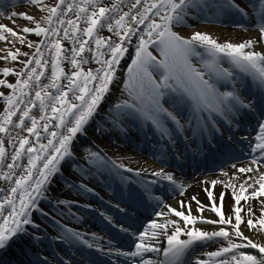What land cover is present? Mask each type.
Masks as SVG:
<instances>
[{"label":"snow or ice","instance_id":"obj_1","mask_svg":"<svg viewBox=\"0 0 264 264\" xmlns=\"http://www.w3.org/2000/svg\"><path fill=\"white\" fill-rule=\"evenodd\" d=\"M29 2L32 5H43L40 10L47 12V15L41 20L47 26H42L41 22L26 13L12 12L8 18L19 16L34 25L16 27L19 32L42 37L39 43L26 41L14 28L0 24V41L10 36L21 44L27 43L29 48H35L27 62H21L23 68L20 71L8 67L0 69V73L5 77L9 74L17 76L14 84L0 79V85L12 90L7 96L0 93L5 102V108L0 113V133L9 135V146H12L14 141L18 145L11 154V162L5 164L8 154L4 139L0 137V168L7 169L0 171V180L8 182L7 190L0 188V192L5 193L0 197V251L24 236H31L34 243L38 240L26 227H40L30 219L31 212L34 210L41 215H47L39 207V201L47 199L45 193L49 184L57 174H62L61 162L74 161V141L78 134L87 135L85 126L98 113L101 102L116 79L117 66L129 52L126 45L131 44L135 49L123 86L131 102L125 100L116 104L112 121V127L121 132L125 131L121 128L125 118L150 122L159 129L162 136L169 139L171 134L165 126L167 121L178 125L176 131L182 132L183 125L177 111H169L164 107V102H170L174 109L180 104H187L194 113L202 115L206 112L208 115L204 118L201 132L208 131L209 122L211 128L219 131L217 117L230 125L241 110H254L252 101L245 102L237 90V73L250 78L252 83L264 92V51L255 50L257 43L264 42V0H248L246 6H241L243 0H132L126 12H121L119 8L124 0H113L111 6H102L100 0H57L54 6L44 4V0ZM249 6L252 16L255 17V27L260 33L258 40L220 43L205 32L196 31L185 38L173 30L174 26L186 24L191 10H214L218 16L226 10L235 11L248 19L246 8ZM70 13L74 15V19L69 16ZM114 13L117 15H113ZM2 15L0 12V16ZM237 27L245 26L241 24ZM105 28L118 39L100 35L101 30ZM133 37L136 38L134 44ZM62 40H67L73 45L70 56L66 54L68 50ZM150 48L159 53V59L153 55ZM46 52L50 55V60L45 58ZM85 54H90L89 58H85ZM20 55L29 54L20 53L18 50L8 51L6 56L0 58L14 61ZM193 57L199 59L203 70L193 65ZM90 59L100 67L84 70L82 65L88 64ZM65 60L72 66L70 74L62 67ZM33 62L35 67L25 72L24 69L29 68ZM49 63V83L42 84L41 77L45 76L43 68ZM223 64L228 67H222ZM37 69L41 70L38 72ZM206 75L208 79H205ZM156 76L159 77L158 80ZM61 80L67 81V84H62ZM221 84H231V90L220 91ZM33 91L34 96H31ZM165 96L169 98L168 101H164ZM25 97L29 99L25 100ZM21 105L24 107L21 108ZM37 106L39 117L31 114L32 109ZM18 112V121L14 122L13 117L17 116ZM261 116H264V112ZM26 121H30V125L26 124ZM9 126L28 135L17 133L16 137H11ZM97 131L103 129L98 127ZM41 132L46 135L41 137ZM29 137H34L36 142L31 143ZM42 139H46L47 143H42ZM255 141L256 143L251 145V151L258 152L259 155L251 160L252 165H258L264 160V120L259 122ZM25 155L27 165H21L19 161ZM89 157L94 165L110 164L113 168L133 171L125 168L123 164L107 160L98 152H90ZM69 167L73 165L69 164ZM260 167H264V164ZM18 168L22 169L19 174L16 173ZM236 170L240 173H252L254 168L242 167ZM255 171L258 178L249 177L252 183L245 180L238 190L236 184L231 182L238 179L235 176L229 182H211L213 187L216 184H224L225 188L232 189L234 204L230 214L223 210L225 193L219 194L218 203L214 192L205 188L208 206L201 203L196 196H192L191 200L195 201L198 213L207 210L218 219L193 215L190 205L185 201L179 202L181 210L166 205L167 212L156 213L157 217L163 218V222L150 220L142 231L132 234L134 250L119 254L139 257L138 264H182L186 254L194 251L196 246L206 242L223 241L217 250L204 253L208 259L197 258L194 264H264V243L245 236L242 231L244 225L249 231L264 233V200H260L259 216H256L251 206L246 210L244 208V204H248L250 200L264 197V172H261L259 167L255 168ZM136 174L139 175V171ZM151 174L176 185L181 189L180 195H184V186L177 184L173 174L165 172L164 169ZM70 187L92 191L83 183H73ZM65 203L64 200L55 201V204L59 205ZM169 216L177 217L178 220L170 219ZM199 224L219 227L218 230L208 231L198 227ZM121 231L127 232L128 229L121 228ZM64 232L63 238L69 243L81 240L80 234L71 229H65ZM160 236L165 237L166 247L157 246ZM182 236L186 239H181ZM88 247L92 245L88 244ZM247 249L255 251H244ZM161 252L163 261L144 258L146 253Z\"/></svg>","mask_w":264,"mask_h":264},{"label":"bare ground","instance_id":"obj_2","mask_svg":"<svg viewBox=\"0 0 264 264\" xmlns=\"http://www.w3.org/2000/svg\"><path fill=\"white\" fill-rule=\"evenodd\" d=\"M18 1L19 0H10L9 2H7V6L16 5V4H18ZM237 1L240 2L239 0H237ZM56 2H57V0H53V3L49 6H54ZM112 2H113V0H100V3L102 6H111ZM131 2H132V0H124V2L119 5L120 11L121 12L128 11V5ZM133 12H135V10H133ZM200 12H201V14L202 13L203 14L213 13L214 15H216L214 10H207V11L201 10ZM196 14H198V13L192 12L189 18L193 19L194 17H196ZM113 15H117V14L114 13ZM69 16H71L73 19L75 18L72 13H70ZM211 16H212V14H211ZM216 16H218V15H216ZM227 16H233V13H226V11H225V15L224 14L219 15V18L227 17ZM235 19H238V17H235ZM193 20H195V19H193ZM208 22H212V21L208 20ZM17 23L20 24V26L24 25L23 20H21V21L18 20ZM246 25H249V24H246ZM253 33H255V32H253ZM62 35H63V32L61 30V37H62ZM100 35L105 36V37H109L113 40L118 39L112 33H109L106 28L101 30ZM247 36H248V34H246V37ZM134 38L135 37H133V42H134ZM41 39H42V37L39 40L34 38V39H31L30 41H32L34 43H39V41ZM61 42L63 45L67 44L68 47L73 46L67 40H62ZM4 44H5L4 40L0 41V52H7L9 50L7 47H4ZM126 46L129 48V52L125 54V56L121 59L120 64L117 66V70L115 73L116 79L110 85V91L108 94H106L105 99L101 102V105L98 108V113L96 115H94L93 119H91L89 121V124L85 126L87 131L94 124H96V123L99 124L100 123L99 121H104V122L109 121L107 123L111 122V124H112V121L114 118L111 116V114H110L111 112L108 110V107H110L112 96L118 90V87H119L121 80L123 78V75H124L123 65H124V63L127 62V60L129 59V56L132 53V45L129 44ZM43 50L44 49L42 46V51ZM256 50L257 51H264L261 44H258V43L256 46ZM32 53H34V52H32ZM32 53H29V55L26 56L24 62H27L29 57H31ZM89 56H90V54H85V58H89ZM45 58L50 60V55L47 52H46ZM32 67H35L34 62L31 65H29V68L24 69V71L27 72ZM62 67H64L65 72L68 74H70L71 71L73 70L71 64L67 60L62 62ZM82 67L84 70H88V69L95 70L96 68L100 67V65L95 63L94 61H92L90 59V62L88 64L82 65ZM22 68H23V64L17 69V71H20ZM40 70L41 69H37L38 72ZM43 71L45 72V76L41 77V83L47 84V83H49L48 77L51 76V65H50V63L43 68ZM16 80L14 81L11 79H6V81L8 83H13V84L16 82ZM245 81H246V84H253L251 79L248 77H246ZM61 83L66 85L67 81L61 80ZM242 88H243V86H242ZM11 91H12L11 89L3 86L0 93H3L5 96H7V95L11 94ZM245 91H250V88H246ZM31 96H34V91L31 93ZM27 99H29V97H25V100H27ZM253 105H254V110H256V111L254 112L253 110H251V112L255 117L256 112H258L257 109H259V105L257 103H253ZM20 107L23 108L24 105H21ZM4 108H5V102L3 101L0 103V113L3 112ZM31 114L39 117V115H40L39 107L37 106V107L33 108ZM241 114L243 116H246V117L249 116V113H247L245 111H242ZM18 117H19V112L17 113V116L13 117V121L14 122L18 121ZM256 119L259 122L261 120H264V119H260L259 116H257ZM123 121H125V120H123ZM258 121L255 120V122L252 123L251 119H248V120L245 119V121H242L241 119H237V124H230L229 125L228 123L223 122L222 127L226 130L234 132V134L232 135V138H235L236 137L235 134L237 135V133L239 131H242V133H245V131H247V130L253 131V141L255 142V136L257 135V133L259 131V122ZM257 122H258V124H257ZM125 123H127V121H125ZM26 124L30 125V121H26ZM249 124L254 125L252 130L249 129ZM217 127L221 128L220 126H217ZM121 128H123L125 131L121 132V131L113 128V132H109L108 130L101 128V129H103V131L99 132L97 138H93V137L88 136V132H87V135H79L78 134L77 139L74 141V153H75L74 159L79 160L80 159L79 156L81 154V148L84 145L89 144V145L93 146L94 148H96L97 151L100 152V154L102 156H104L105 158H107L109 161H115L117 164H123L125 166V168L133 169V171L129 172V171H125L124 168H115L119 175H122L127 179L126 183H132L133 185H137V182L140 180L145 182L146 180L144 178H152L153 179V178H155V176H153L151 173L154 171H159L160 169H164L165 172L173 174L176 181H178L179 184H182L184 186V195L183 196L180 195V192L179 193L172 192L171 197L164 198V200H161L158 197L159 192L153 191L152 187L147 183L148 190L144 189V191H145L147 196L152 198V203L156 205V209H154L152 212H150L149 215H147L146 217H143L140 219L136 218V221H134L133 223L136 225L139 224L140 227L146 226L147 225L146 222L148 219L157 220L158 222H163V218L157 217L156 213L157 212H167V207H165L166 205L170 206L172 208H176L178 210H181L180 209V203H179L180 201H185L187 204L190 205L193 215H196V216L203 215L204 217H206L208 219H213V220L218 219L213 213H211L210 211H207V210H205L203 213H198L196 211L197 205H196L195 201L191 200L192 196H196L200 200L201 203L208 206L209 201H208L206 192L204 191L205 188H208L209 190H212L214 192L215 196L217 197L218 203H219V194L221 192L225 193L223 210L225 211L226 214H230L231 210H232V205L234 204V200L232 198V189L225 188L224 184H216L213 187L211 182L213 180H220V181L229 182L230 179L233 176H235V177H238V179L233 180L231 182L236 184L237 190H238L239 185L241 183H243L245 180H248L249 183H252V181L249 179V177L257 176L255 168L259 167V170L261 172H264V167H260L261 164H264V162H263L264 160L260 161V164H258V165H252L250 163L251 160L255 156L259 155L258 152L254 153L252 155L251 159H249V160H247V159L246 160H238V162L236 164H233L236 166L235 168H233L231 165L229 167L224 168V170H222L220 172L216 171L215 173H212V174L201 173L202 170L199 167H197L196 165H194V167H190V168H187L184 170L176 169V168H174V164L172 163L170 158L166 155L163 156L162 160H160L161 154L159 152H156L155 155L151 154V159H150L149 158L150 152L147 153L145 151L144 146L138 145V143H136L135 147L133 148L132 143L134 141L131 138L126 136L127 130L130 132H133L137 136L141 135V133H139L138 131L133 129V126L130 123L129 124L127 123L126 125L121 123ZM17 133H19L20 135H24V136L28 135L26 132H23L20 129H16L12 126H9V134L11 135V137H16ZM45 135H46L45 133L41 132V137H44ZM0 137H2L4 139L5 148H6V151L8 154L6 157V160H5V164H6V163L11 162V154L14 151L15 147L18 145L15 144V141H14L13 145L9 146L8 145L9 135H7V134L0 133ZM105 137H107V138L109 137L110 141H105L104 140ZM29 140L31 143L36 142L34 137H29ZM41 142L47 143V140L42 139ZM166 153H167L166 151L163 152V154H166ZM80 161L82 163V169H83V172H80V173H70L69 171H67L68 170L67 164L69 162L68 160L61 162L62 174H57L54 177L53 181L49 184L48 191L45 193L47 199H41L39 201V207L40 208L50 207V206L55 207L56 205L59 207H62V206L73 207V204H70V202L73 201V202H77V204H80L85 209H87V212H90L88 209H91V208H93L94 210L95 209L103 210V207L98 200H101L102 203L107 204V201H109V196L107 195L108 187H107L106 183L103 182V179L99 175H97V171L93 166L85 163V161L83 159H80ZM19 163L21 165H27V156L26 155L23 156L20 159ZM242 167H253L254 171L252 173H240L236 170V169L242 168ZM0 171H7V169H6V167H3V168H0ZM137 171H139V173H140L139 175L136 174ZM21 172H22V169H20V168L16 169L17 174H19ZM224 173H227L228 175H224ZM62 175L67 177L66 179H71L72 182L85 184L88 188L92 189V191L91 192L82 191L79 193L72 192V190L69 188V186L66 183L62 182V177H61ZM257 178H258V176H257ZM14 179H15V177H14ZM120 179H121V181L115 180V182L121 184L123 178L120 177ZM0 188L7 190L8 182L0 180ZM139 188H140V186H139ZM178 189H180V188H178ZM250 191H251V189H249V192ZM4 194H5L4 192H0V197H2ZM128 194H132V192H128ZM58 200H64L66 203L63 205H59V204L52 205V203H55V201H58ZM260 200H264V197H262L258 200H250L248 204H244L243 201L241 203L244 204L245 210L249 206H251L253 208L256 216H259L260 215V208H261ZM82 210H84V209H82ZM79 212H85V211H79ZM153 215L155 217H152ZM130 216L132 219H135L136 214L134 212H131L129 217ZM168 218L178 220V218L174 217V216H169ZM30 219H32L40 227H39V229H36L30 225V226H26L28 229L36 230L37 233H42V234L49 233V232L56 233L55 230L53 229L54 226L52 225V222L54 220L50 219V217H48V219H44L41 216H39L38 212L33 210L31 212ZM181 223H182V221H181ZM72 225H74V228L76 230H79L78 232L80 235H84L86 232L89 233L88 238L90 240H92L93 242H95L96 244L100 245L101 247H105V248L112 247L111 244L108 241L104 240L103 237H100V235L98 233L91 232L89 229L90 228L89 225L87 227V225L83 222L81 217L79 219H76L74 224H72ZM197 226L201 227L202 229L208 230V231H211L213 229L218 230V227H219L218 225H207V224H199ZM225 227H228V226H225ZM242 231L244 232L245 236H249L250 238L256 240L257 242L264 243V235L263 234H261V233L257 234L255 231H249L247 229V227L244 225H242ZM169 232H171V229H169ZM125 235L126 234L123 235V238L125 237ZM183 238L186 239V237L182 236L181 239H183ZM21 239L28 240L29 236H24ZM13 242H17V241H13ZM124 242H128V239L127 240L125 239ZM221 243H222V241H220L219 243L206 242L205 244L198 246L195 249V251H193L189 256L190 257V264H194V262L197 258L208 259V257L206 255H204V253L217 250V248L219 247V245ZM157 246H159V247L167 246L166 245V239L164 236H160L158 238ZM9 248L11 250H13V252L17 255V258H19V260H22V258H25L24 250L21 247H17V246L12 245ZM116 251L118 253L120 252L119 250H116ZM253 251H255V250H253ZM145 255H146L145 259H149L152 256H158L157 253H146Z\"/></svg>","mask_w":264,"mask_h":264},{"label":"rangeland","instance_id":"obj_3","mask_svg":"<svg viewBox=\"0 0 264 264\" xmlns=\"http://www.w3.org/2000/svg\"><path fill=\"white\" fill-rule=\"evenodd\" d=\"M52 3H53V0H44V4L51 5ZM246 5H248L247 0H245L241 6H246ZM41 7H43V5H39V6L32 5L29 2V0H20V2L18 4L11 6L10 8H6L3 11L2 10L0 11L3 13V15L0 16V24H4L7 27L14 28V30L18 31L19 35L24 36L26 38V41H30L31 39H34V38L39 40L41 37H37L33 33L25 34V33L19 32L18 28L16 27V26H20V24L17 23L18 20L24 21L23 26L34 27V25H31L28 21L24 20L23 18H21L19 16L14 17L13 19H9L8 17L10 16V14L12 12L26 13L28 15L33 16L37 21L41 22L42 26H46L43 23V21L41 20V18L46 16L47 12L41 11L40 10ZM247 9H248L247 11L249 14V18L245 19L244 22H240V21L236 22V23L226 22V20H224L223 18H219V17L216 19L214 18L215 20H213L212 18H207V19L193 18L196 20L186 18V24L185 25L174 26L173 30L176 31L177 33H179L180 35L184 36L185 38L190 37L191 34L193 32H196V31L205 32V33L211 35L213 38L217 39L220 43H224L225 41H230L232 43H241V42L248 40V39L258 40L260 33L255 27V17L252 16L251 7L249 6V7H247ZM13 20L15 21V23H13ZM208 20H210L212 22H208ZM245 23L249 24V25H246ZM241 24L244 25L245 27H243V28L237 27V25H241ZM23 26H20V27H23ZM142 29H143V25L141 26V30ZM253 32H255V33H253ZM246 34H248L247 37H246ZM5 35H7V34H5ZM135 40H136V38H134L133 44L135 43ZM4 43H5L4 47H7L9 49L8 51L16 52L18 50L20 53H28V54L35 52V48H29L27 46V43H24V44L19 43V41H17L14 37L9 36L6 40H4ZM258 44H261V46L264 49V42H260ZM256 46H257V44L255 45V50H256ZM67 47H68V45L66 44L65 49ZM71 48H72V46H69L67 48V50H68L67 54L69 56L71 55V51H70ZM149 50L152 51L151 49H149ZM134 51H135V49L132 46V53L129 56V59L127 60V62L124 63V65H123V69H124L123 78H122L121 83L118 87V90L112 96V99H111V101H113L114 99H118V100L120 99L117 102V104L121 103L122 101H125V99L131 102V98L128 96L127 91H125V90H124V92H122V91H123L125 79L127 78V68H128V65L131 63V56L134 54ZM201 51H202V49H201ZM7 52H0V57L6 56ZM152 53H154V52H152ZM25 58H26V56H24V55L18 56L17 59L14 61L11 59L6 60V59L0 58V69H3L4 67H8V68L13 69L14 71H17V69L23 64L21 62L25 61ZM192 63L195 67H197L198 69H201V64H200V61L198 58L193 57ZM201 70H203V69H201ZM0 79H3V80L11 79V80L15 81L17 79V76L13 75V74H9L8 76L5 77L2 73H0ZM156 79L157 80L159 79L158 76H156ZM206 79H207V77H206ZM2 88H3V85H0V92H1ZM120 94L125 98L123 99L122 97L118 96ZM1 98L2 97H0V103L4 101V99L3 98L1 99ZM112 104L113 105L111 106V108L109 107L108 110H110V112H112L111 116H113V118H114L115 117V109L113 106H115L116 104H114V102H112ZM122 122H124V121H122ZM100 124L102 125V127L93 125L89 128V130L87 132H88V135L90 137L97 138V136L100 132V131H97L98 127L104 128V129L108 130L109 132H113L111 122L107 123L104 121H100ZM104 140L110 141V139H108L107 137H105ZM86 147H87V145L85 146V149L82 151L83 154L85 151H87ZM57 211L60 212V214H61L62 208H59ZM261 234L264 235V233H261ZM223 243L224 242L222 241L221 244H223ZM221 244L219 245V247L221 246ZM244 251L254 252L251 249H247Z\"/></svg>","mask_w":264,"mask_h":264},{"label":"trees","instance_id":"obj_4","mask_svg":"<svg viewBox=\"0 0 264 264\" xmlns=\"http://www.w3.org/2000/svg\"><path fill=\"white\" fill-rule=\"evenodd\" d=\"M152 50V52H154L153 54L157 56V58L159 59V53L154 49V48H150Z\"/></svg>","mask_w":264,"mask_h":264},{"label":"water","instance_id":"obj_5","mask_svg":"<svg viewBox=\"0 0 264 264\" xmlns=\"http://www.w3.org/2000/svg\"><path fill=\"white\" fill-rule=\"evenodd\" d=\"M65 45H66V44H65ZM65 45H64V47H65ZM67 48H68V47H67ZM67 48H66V49H67Z\"/></svg>","mask_w":264,"mask_h":264}]
</instances>
